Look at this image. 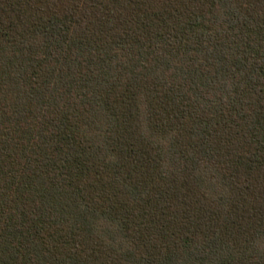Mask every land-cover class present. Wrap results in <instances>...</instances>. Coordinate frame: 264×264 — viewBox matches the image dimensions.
<instances>
[{
  "label": "trees",
  "instance_id": "1",
  "mask_svg": "<svg viewBox=\"0 0 264 264\" xmlns=\"http://www.w3.org/2000/svg\"><path fill=\"white\" fill-rule=\"evenodd\" d=\"M0 264H264V0H0Z\"/></svg>",
  "mask_w": 264,
  "mask_h": 264
}]
</instances>
